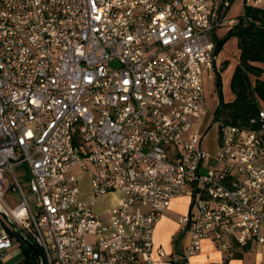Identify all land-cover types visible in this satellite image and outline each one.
I'll return each mask as SVG.
<instances>
[{
  "label": "built area",
  "instance_id": "2783aa9c",
  "mask_svg": "<svg viewBox=\"0 0 264 264\" xmlns=\"http://www.w3.org/2000/svg\"><path fill=\"white\" fill-rule=\"evenodd\" d=\"M235 1L0 0L4 264L14 236L45 264H193L206 241L223 255L210 264H232L264 244V105L249 126L219 124L217 167L199 129L218 32L242 16ZM24 163L30 193L15 173ZM75 168L91 176L87 195ZM181 197L190 239L168 253L155 230Z\"/></svg>",
  "mask_w": 264,
  "mask_h": 264
},
{
  "label": "trees",
  "instance_id": "16d2710c",
  "mask_svg": "<svg viewBox=\"0 0 264 264\" xmlns=\"http://www.w3.org/2000/svg\"><path fill=\"white\" fill-rule=\"evenodd\" d=\"M245 17L251 20L245 21ZM232 36L237 38L240 50L239 63L230 83L235 98L232 101L224 100L221 70L217 69L219 104L215 110V119L221 120L223 124L249 126L253 118L259 117V111L264 105V10L246 6L239 23L223 37L216 38L217 54H220L227 39ZM221 116L225 117L220 119ZM31 243L43 251L35 241H24L25 262L41 264L40 256L31 247Z\"/></svg>",
  "mask_w": 264,
  "mask_h": 264
},
{
  "label": "rangeland",
  "instance_id": "374dc122",
  "mask_svg": "<svg viewBox=\"0 0 264 264\" xmlns=\"http://www.w3.org/2000/svg\"><path fill=\"white\" fill-rule=\"evenodd\" d=\"M244 13H245L244 1L236 0L230 9V14L232 16H238V15H243ZM226 32H227L226 29L219 30L218 32L219 38L223 37L226 34ZM239 57H240V50L238 48V40L235 36H232L229 39H227L226 43L221 49L219 56V63L217 66V68L221 70V79H222L221 91L223 93V98L225 101H232L233 98H235L230 83L235 67L239 63ZM262 78L264 79V76H262ZM217 80L218 78L216 73L210 77L205 78L204 88H205L208 111L206 114L203 115L201 124L199 126V129H203L205 136L203 139V146L212 155L211 158H208L204 162L205 166H208V168L217 167L218 165V162L214 159V155L217 149L219 124L222 121L221 120L216 121L215 119V110L219 104V90L217 88ZM224 117L225 116H221L220 119H223ZM27 168L28 167L26 163L19 165L15 168V173L17 174L24 189L28 193H30V188L28 186L29 172ZM72 171L76 173H80V170L78 168H75ZM79 182L83 192L87 195V193H89V191L91 190L90 174L84 172L80 173ZM6 184H7V188L10 189L12 184L10 177L6 179ZM6 196L11 204H13V201H19L18 194L14 193L12 190H9ZM115 198L116 196L114 194H109L106 197L99 199L98 200L99 210L104 209L106 206H111L115 202ZM169 215L173 220L179 222L180 217L178 214H176L175 212H170ZM164 235H165L164 237H166V233ZM162 243L164 244L166 250H168V248L172 249L170 240L169 241L164 240V242Z\"/></svg>",
  "mask_w": 264,
  "mask_h": 264
},
{
  "label": "crops",
  "instance_id": "0c3cea01",
  "mask_svg": "<svg viewBox=\"0 0 264 264\" xmlns=\"http://www.w3.org/2000/svg\"><path fill=\"white\" fill-rule=\"evenodd\" d=\"M170 212L178 214L180 219L187 215L190 212L189 198L181 197L173 200L169 210L158 222L155 230L156 245L164 247L162 242H164V240H170L172 249L168 248L166 251L168 253L182 252L189 242L190 235L188 229L184 232L186 225H183L180 219L179 222L173 220L169 215ZM165 233L166 237H164ZM14 240L13 246L6 250V263L26 264L25 255L23 253L24 240L19 236H14ZM222 258V253L218 251L210 241H206L203 249L193 256L192 263L210 264L212 261H218ZM230 261L232 264H264V244L252 243L248 247L238 251L236 257L232 258ZM0 264L4 263L0 260ZM158 264H167V262H159Z\"/></svg>",
  "mask_w": 264,
  "mask_h": 264
},
{
  "label": "water",
  "instance_id": "95a60500",
  "mask_svg": "<svg viewBox=\"0 0 264 264\" xmlns=\"http://www.w3.org/2000/svg\"><path fill=\"white\" fill-rule=\"evenodd\" d=\"M189 222L186 224L184 232L188 229ZM31 247L37 252V254L40 256L41 264H45V255L44 253L34 244L31 243Z\"/></svg>",
  "mask_w": 264,
  "mask_h": 264
}]
</instances>
